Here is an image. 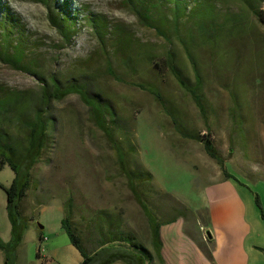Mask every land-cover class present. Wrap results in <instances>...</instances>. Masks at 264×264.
Returning a JSON list of instances; mask_svg holds the SVG:
<instances>
[{
	"label": "rangeland",
	"instance_id": "obj_1",
	"mask_svg": "<svg viewBox=\"0 0 264 264\" xmlns=\"http://www.w3.org/2000/svg\"><path fill=\"white\" fill-rule=\"evenodd\" d=\"M0 1L24 29V61L30 63V70H25L0 59V99L18 92L22 102L38 104L41 86L49 87L52 76L62 86L81 84L89 94L108 101L116 114L115 140L126 150L135 145L126 155L129 163L153 176L152 183L142 188L156 217L163 220L182 213L177 222L163 226L168 264L222 261V255L213 251L215 230L208 211L211 206L216 211L218 201L237 193L245 204L249 199L246 216L253 231L247 240L264 243V225L251 219H261L260 209L264 211V25L245 0H217L215 17L207 8H196V13L205 9L207 19L183 18L176 28L168 23L162 28L166 36L142 23L123 0H70L78 13L68 41L51 21L59 14L60 0ZM251 1L264 10V0ZM89 12L106 24L103 40L87 21L92 16ZM176 35L189 47L191 60ZM168 51L174 53L176 66L191 85L195 82L191 62L195 64L204 113L167 69ZM155 61L159 64L154 65ZM138 84L158 91L165 106ZM15 110L5 118L0 115V130L12 140H23L22 117ZM46 112L49 139L31 170V185L21 207L24 215L33 218L18 246L15 264H69L72 255L67 246L79 255L60 228L68 201L72 221L87 248L95 247L98 227H118L133 231L151 249L146 216L127 185L115 150L94 124L88 104L78 93H70L62 99L50 98ZM172 117L183 129L199 135L210 132L233 178L216 183L221 173L217 162L201 141L176 131ZM13 177L6 164L0 170V183L8 186ZM156 190L169 194L163 196L161 191L160 196ZM40 226L41 241L37 239ZM10 228L6 193L0 187L4 241L10 238ZM37 249L41 257H36ZM3 257L0 250V264ZM261 260L256 264H264Z\"/></svg>",
	"mask_w": 264,
	"mask_h": 264
},
{
	"label": "trees",
	"instance_id": "obj_2",
	"mask_svg": "<svg viewBox=\"0 0 264 264\" xmlns=\"http://www.w3.org/2000/svg\"><path fill=\"white\" fill-rule=\"evenodd\" d=\"M123 3L135 12L137 18L142 23L151 28H155L158 34L166 36L163 35L162 28L168 23H171L176 28L177 24L183 18L191 21L195 18V15H200V17H206L207 19L208 12L210 16L214 15L215 17L217 0H123ZM245 3L256 19L264 25V10L257 9L251 0H245ZM196 8H207L208 12H205L206 10L204 9V11L196 13ZM57 9L59 10V14L53 15L51 21L61 32L63 40L68 41L76 26L78 10L76 7H71L70 0H60V2H57ZM89 14L92 16L86 18L88 23L92 26L96 36L103 40L106 37V24L103 23L99 16L90 12ZM176 36L181 42L188 59L191 60L189 47L180 35ZM26 42L27 36L24 35V29L19 19L10 11L6 4L0 1V59L13 66L30 70V63L24 61L27 48ZM149 59H152L151 55H149ZM153 64L158 65L159 63L155 61ZM191 64L195 73V82L193 85L185 81L183 74L178 66H176L174 53L168 51L166 54L167 69L178 83L191 94L200 111L204 113L201 95L198 92L201 79L197 76L195 64L193 62ZM138 86L148 90L160 104L165 106L164 100L158 91L146 87L143 84H138ZM70 93H78L88 104L94 124L105 133L111 146L115 150L119 167L126 177L127 185L146 216L151 237L150 249L131 230H124L118 227H108L106 229L98 227L95 247L87 248L78 233L77 227L72 221L71 203L68 201L65 204V214L61 218L60 224L70 243L82 256L80 264H115L118 262L122 264H166L161 251L162 240L160 228L164 224L174 222L179 216H182V213L173 214L163 220H158L156 217L155 210L143 197L142 188L144 183H152L153 176L148 170L139 168L136 165L132 166L129 163L126 155L135 150V145L131 144L128 150H126L115 140L114 130L112 128L115 123L116 114L108 101L100 98L99 94H89L88 90L81 84L68 82L67 85L62 86L52 76L50 77L49 87H46L44 84L41 86L37 97L38 104L22 102L20 93L18 92H11V95L0 99V115L5 118V115L10 110L17 109V117H22L19 128L25 132L23 140L15 141L12 140L11 135L7 132L0 130V170L7 164L14 172V177L8 186L0 183V187L6 193V211L11 225L9 240L4 241L0 237V250L4 255L3 264L16 263L18 246L26 230L29 228V222L33 218L24 215L23 208L21 209V207L22 200L27 195V191L31 185V170L40 158L49 139L48 124L50 118L46 115V106L50 98L62 99ZM4 98L10 100L3 101ZM168 113L171 116L169 111ZM172 120L176 131L183 136L202 142L205 152L217 162L221 174L225 179L233 178V175L226 169L224 159L217 150L210 132L199 135L194 131L183 129L174 117H172ZM161 191L156 190L155 192L161 196L163 195ZM162 192H164L163 196L169 194L166 191ZM257 204L259 205L258 202ZM260 210L261 217L264 219V211L262 209ZM109 217L110 215L107 214L106 218L108 219ZM41 240H43V237L40 235L39 241ZM256 247L264 253V247ZM35 254L36 257H40L39 249L36 250Z\"/></svg>",
	"mask_w": 264,
	"mask_h": 264
},
{
	"label": "crops",
	"instance_id": "obj_3",
	"mask_svg": "<svg viewBox=\"0 0 264 264\" xmlns=\"http://www.w3.org/2000/svg\"><path fill=\"white\" fill-rule=\"evenodd\" d=\"M216 177H218L216 179V183L218 182L224 184L225 181H227V179H225L221 173H219V175H217ZM246 199V204L249 205V199ZM227 200L229 201V203L227 202ZM217 204L218 206L216 207V211H213L212 206L210 208V211H208V220L212 223L215 230L213 251L217 255H222V264H256V262H259L260 258H262L260 263L263 262L264 253L256 246L264 247V243L260 244L259 242H249L247 240V235L253 231V227L246 216L247 207L240 194H234L229 199L224 197L223 202L220 203L218 201ZM249 208L253 210L251 205ZM251 219L255 221L259 226L264 225L262 222V217L261 219L255 217H252ZM178 220L179 219H176L172 223H175ZM163 226L164 225H162L160 228V236L162 240L161 251L165 263L168 264L165 256L166 252L164 250L165 238L163 237ZM42 228H39V231L37 232L38 240L40 235L44 237V234L41 231ZM60 228H62L61 224ZM70 248L71 247L67 246L68 252H70L72 255V258L70 259V261H68L69 264H80L82 261V256L80 255V253L78 255V253H76L74 249ZM39 256L41 257V253H39ZM221 262L219 261L216 264H220Z\"/></svg>",
	"mask_w": 264,
	"mask_h": 264
},
{
	"label": "water",
	"instance_id": "obj_4",
	"mask_svg": "<svg viewBox=\"0 0 264 264\" xmlns=\"http://www.w3.org/2000/svg\"><path fill=\"white\" fill-rule=\"evenodd\" d=\"M42 228V226H40Z\"/></svg>",
	"mask_w": 264,
	"mask_h": 264
}]
</instances>
